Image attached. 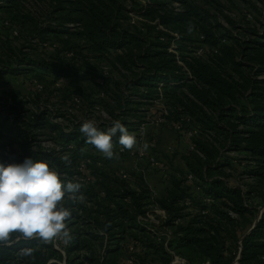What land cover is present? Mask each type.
I'll return each instance as SVG.
<instances>
[{"label": "rangeland", "instance_id": "374dc122", "mask_svg": "<svg viewBox=\"0 0 264 264\" xmlns=\"http://www.w3.org/2000/svg\"><path fill=\"white\" fill-rule=\"evenodd\" d=\"M120 1L128 10L123 21L124 27L144 35L162 36L164 41L170 43L169 50L176 54L187 74L190 72L186 62L193 59L208 61L219 54L220 45L224 44L231 46L237 61L244 64L243 70L249 72L251 77L264 78V74L258 75L260 72H256L258 65L251 61L249 55H244L247 50H242V47L252 45L251 40L264 41V0H191L193 4L210 12L214 33L222 37L221 44L216 46L205 41L206 36L201 28L192 33L181 32L172 25L163 23L162 17L177 15L185 10L176 0H163L159 6H154L152 0ZM49 5L50 0H28L18 8L0 9V73L8 68L16 70V73L0 75V113L13 121L15 113H11L8 108L18 102L20 125L28 118H43L39 122L44 127L35 131L38 134L35 146H42L56 152L59 157L67 156L72 160L71 156L80 139L76 137L67 140L60 130L70 133L87 120L94 121L101 130H107L115 119L109 115L103 102H112L113 94L120 91L115 83H121L122 86L131 72L116 67L112 55L93 50L90 43L77 34L81 30L77 27L78 24H66L70 29L69 33L41 31L48 26L60 31L67 28L53 21L52 15H49ZM151 6L153 13L148 15L147 11ZM182 37L190 39L183 41ZM42 63L69 69L77 75H57L39 68L38 64ZM230 64L226 67L232 72ZM232 73L239 78L238 74ZM128 92L125 90L124 94ZM155 96V99H142L134 95L130 97L141 103H134L129 109L139 108L140 115H144V123L131 132L137 139V145L132 150L122 149L119 142L113 141L114 157L106 158L94 146L87 145L85 154L93 155L99 160L82 157L68 163L75 171L73 180L84 186L95 187L101 197L106 196L107 186L118 195L126 188L138 194L147 191L149 197L142 200L146 204L145 213L138 215L134 228L114 237L106 235L101 244L93 242L87 239V232L81 229L82 210L77 207L69 208L66 202L73 198L67 196L63 201L64 206L78 214L75 217L72 214L66 219V237L60 235L52 240H44L38 236L24 238L20 233L13 232L14 242H34L37 251L49 255L50 262L60 264H67L68 258L74 261L73 264H95L93 259L104 264H166V251L172 257L170 264L182 261L189 264L183 255L170 247L169 243L174 240L178 225L168 223L170 215L160 207L164 196L178 188L179 192H186V199L179 206H185V209L181 211L182 219L177 217L173 222L179 225L199 220L214 222L218 224L216 239L224 247L226 255L239 251L241 239L238 241L236 237H232L234 228L223 220L219 212H230L236 220L239 235L252 228L255 222L251 226L249 217L236 215L223 205V201L214 203L204 194L196 176L192 175V179L186 177L190 172L182 166L186 164L183 157L196 151L192 138L200 133V123L185 113L181 105L167 101L164 94ZM125 120L137 121L132 116ZM50 123L60 125L61 129H53ZM238 130H243L241 125H238ZM19 140L12 141L6 136L0 140L1 151L9 156L20 151ZM221 154V168L224 172L222 177L226 182L231 186H241L245 192L252 187L258 190V178L252 171L263 165L260 158L251 155L244 147L231 150L224 148ZM177 170L185 172L186 176L180 175ZM173 173H177L173 177L181 180V186H176L177 181L171 177ZM130 200L126 199L127 202ZM78 202L88 210L95 209L94 204L85 202L81 197ZM194 202H202L207 207L201 210ZM263 213L264 205L260 207L258 218ZM140 229L146 230L157 244V249H149L132 235L140 236ZM78 236L88 240L87 247L79 252L69 253L67 247ZM116 249V253L111 252ZM55 251L58 252L57 255ZM13 255L15 262L27 258L19 251H15ZM191 256L196 258L198 255ZM140 258L145 263H141Z\"/></svg>", "mask_w": 264, "mask_h": 264}, {"label": "trees", "instance_id": "16d2710c", "mask_svg": "<svg viewBox=\"0 0 264 264\" xmlns=\"http://www.w3.org/2000/svg\"><path fill=\"white\" fill-rule=\"evenodd\" d=\"M26 1L28 0H0V9L18 8ZM152 1L154 6L163 3V0ZM176 1L180 2L185 10L177 15L168 14L162 17L165 25H172L176 30L189 33L201 28L206 36V42L215 46L221 44L222 37L214 33L209 11L193 4L191 0ZM49 6L51 8L49 15H52L51 18L56 24L63 27H67L68 23L78 24L77 27L81 30L77 34L85 38L93 50L112 55L116 67L131 72V76L122 82L124 88L121 83H115L120 91L113 94L112 102H103L109 115L119 120L131 133L144 123V115H140L139 108L129 109L130 105L141 103L131 100L132 95L142 99H155V94H164L167 101L181 105L185 113L200 123L201 128L200 133L192 138L196 151L183 157L190 174L196 176L204 194L214 203L223 201V205L236 215L242 218L249 217L251 226L256 222L252 230L250 228L239 235L238 227L235 225L236 220L230 212H219L223 220L234 228L231 232L232 237H236L238 241L241 239L239 251L227 256L224 247L219 244L215 236L218 224L201 220L191 221L187 225L173 222L177 217L182 219L181 211L185 206H179L186 199V192L184 190L179 192V189L175 188L160 201V207L170 215L168 223L178 225L174 240L169 243L170 247H173L179 255H183L189 264H233L240 250L242 255L238 264H264V213L258 219L260 207L264 205V78L251 77L249 72L243 70L244 64L237 61L236 53L231 46L224 44L220 45L219 54L208 61L193 59L191 62H186L185 60L190 72L187 74L176 54L169 50L170 43L164 41L162 36L144 35L124 27L123 21L128 10L120 0H50ZM152 6L147 11L148 15L153 13ZM41 31L69 33L70 29L67 27L60 31L48 26ZM182 38L183 41L190 39ZM250 42L252 45L242 47V50H247L244 55H249L251 61L258 65L256 72L262 75L264 74V41ZM229 64L233 68L232 72L238 74L239 78L227 69L226 66ZM38 67L60 76L77 75L69 69L49 66L46 63L38 64ZM4 73H16V70L8 68L0 75ZM125 90L129 91L126 95ZM17 104L18 102H15L8 108L11 113H15L13 121L0 113V140L6 136L12 141L20 139L21 150L9 156L1 151L0 145V163L19 164L26 158L45 160L49 162L50 167L56 168L65 182L78 183L79 192L75 194V199L67 200L66 204L71 209L77 207L82 210L81 229L87 232V239L93 242L101 244L106 235L114 237L125 234L130 228L133 229L138 215L145 213L146 204L142 200L149 197L147 191L138 194L126 188L118 195L107 186L106 196L101 197L95 187L84 186L79 181L73 180L75 171L68 165L69 162L82 157L99 160L93 155L85 154V146L92 145L86 142V138L80 132L81 124L72 132L65 133L60 125L50 123L53 129H61L63 137L67 140L76 137L80 139L71 156L72 160L68 158L65 161L56 152L35 146L34 142L38 137L35 131L44 127L42 122H39L43 118L38 117L34 120L28 118L26 121L23 120V125H20V116H18L20 108ZM130 116L135 117L137 121L125 120ZM238 125L242 126V131L238 130ZM113 141L119 142L118 135L113 137ZM242 147L254 157L260 158L263 163L252 171V174L258 178V190L252 187L245 192L241 186H231L222 177L223 149ZM181 170L177 172L186 176L187 174ZM175 175L177 176V173ZM173 179L177 181L176 186H181V180H177L176 177ZM256 192L260 193L256 194ZM79 197L85 202L94 204L95 209L88 210L78 202ZM126 199L131 200L127 202ZM195 203L201 210L207 207L202 202ZM77 214L75 210H70V215L75 217ZM140 232L142 234L140 236L132 235L149 249H157V244L146 230L140 229ZM87 239L76 237L74 243L67 247L68 252H79L87 247ZM14 240V233H11L7 240L0 241V264H60L50 262V256L37 251L34 242L29 244ZM15 251L24 253L27 258L15 262L13 255ZM115 251L118 249L111 252ZM55 254L57 255L58 252L55 251ZM192 254L198 256L195 258L191 256ZM166 255L168 258L164 260L166 264H170L172 257L168 256L167 251ZM140 259L141 263H145L142 258ZM73 262L68 258L67 264ZM93 262L104 264L95 259Z\"/></svg>", "mask_w": 264, "mask_h": 264}, {"label": "clouds", "instance_id": "9594fccd", "mask_svg": "<svg viewBox=\"0 0 264 264\" xmlns=\"http://www.w3.org/2000/svg\"><path fill=\"white\" fill-rule=\"evenodd\" d=\"M80 132L106 158L114 157L113 137L117 135L122 149L132 150L137 145L135 134L119 120H114L106 131L87 120L81 124ZM63 159L67 161L68 157ZM79 189L78 183L65 182L45 160L26 158L19 164L0 163V241L7 240L13 232L44 240L66 237L65 221L70 210L63 201L66 196L75 199Z\"/></svg>", "mask_w": 264, "mask_h": 264}, {"label": "water", "instance_id": "95a60500", "mask_svg": "<svg viewBox=\"0 0 264 264\" xmlns=\"http://www.w3.org/2000/svg\"><path fill=\"white\" fill-rule=\"evenodd\" d=\"M260 218V217H259ZM258 218V219H259ZM255 225H256V222H255V224H254V226L251 228V230L255 227ZM250 230V231H251ZM241 250H240V253H239V256L237 257V259H236V261L233 263V264H238L239 263V260H240V258H241ZM172 264H188V263H186L185 261H182V262H176V263H172Z\"/></svg>", "mask_w": 264, "mask_h": 264}, {"label": "crops", "instance_id": "0c3cea01", "mask_svg": "<svg viewBox=\"0 0 264 264\" xmlns=\"http://www.w3.org/2000/svg\"><path fill=\"white\" fill-rule=\"evenodd\" d=\"M182 166L185 168V170H186V169H188V167H187V165H186V164H184V165L182 164ZM182 166H181V167H182ZM188 171H189V170H188ZM173 175H175V173H173ZM188 175H189V174H187V176H186V177H188ZM162 211H165V210L162 208Z\"/></svg>", "mask_w": 264, "mask_h": 264}, {"label": "built area", "instance_id": "2783aa9c", "mask_svg": "<svg viewBox=\"0 0 264 264\" xmlns=\"http://www.w3.org/2000/svg\"><path fill=\"white\" fill-rule=\"evenodd\" d=\"M188 178H189V179H192V178H193L192 174H189V175H188Z\"/></svg>", "mask_w": 264, "mask_h": 264}]
</instances>
